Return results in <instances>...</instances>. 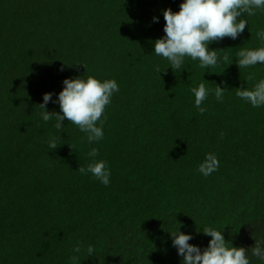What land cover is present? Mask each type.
Returning a JSON list of instances; mask_svg holds the SVG:
<instances>
[{
    "label": "trees",
    "instance_id": "trees-1",
    "mask_svg": "<svg viewBox=\"0 0 264 264\" xmlns=\"http://www.w3.org/2000/svg\"><path fill=\"white\" fill-rule=\"evenodd\" d=\"M181 3L0 0V264H73L72 256L75 264H183L168 232L179 226L201 249L211 239L204 227L224 229L260 264L250 248L264 237V106L236 92L264 77V66L239 69L235 53L261 46L264 11L241 17L248 25L237 39L209 44L228 57L218 66L185 58L173 70L154 42L165 35L163 11ZM83 75L119 85L104 137L91 145L67 119L57 130L55 117H40L45 93L55 100L64 79ZM201 82L227 89L222 102L209 94L204 114L190 91ZM52 135L61 140L50 151ZM93 147L110 167L108 186L78 171ZM207 153L219 168L204 177L197 168Z\"/></svg>",
    "mask_w": 264,
    "mask_h": 264
},
{
    "label": "clouds",
    "instance_id": "clouds-1",
    "mask_svg": "<svg viewBox=\"0 0 264 264\" xmlns=\"http://www.w3.org/2000/svg\"><path fill=\"white\" fill-rule=\"evenodd\" d=\"M257 10L264 11V0H182L179 11L171 8L163 11L165 20V35L155 40L154 53L165 58L169 67L180 70L185 64V58L198 61L201 69H210L220 64L221 60L228 57H219L218 50H210L209 44L214 41L229 37L237 39L248 25L247 19H241L245 14L249 17L256 15ZM239 17V19H237ZM158 17L153 21L158 22ZM259 47L243 48L235 53L236 63L241 68L264 66V29L256 31ZM160 73L159 66L155 69ZM62 90L53 99V93H45L43 102L39 105L42 109L40 117L44 122H49L55 117L54 127L59 130L63 121L67 119L78 126L86 134L87 142L91 145L101 141L104 137L103 125L107 119L105 108L112 102V97L119 92V85L115 79H98L92 75H83L77 78H66L62 82ZM236 95L249 103L254 108L264 106V77L254 83L251 89L237 88ZM194 96V105L201 114L206 108L201 107L209 94H214L217 102H222L227 91L219 85L214 90L206 87L201 82L190 89ZM49 102L58 103L60 112L50 113L47 110ZM62 113V114H61ZM104 119H101V117ZM60 136L52 135L46 141L51 150L58 147ZM99 150L91 148L88 156L91 158L86 167H79L82 175L91 173L92 177L104 186L110 184L111 170L103 159H96ZM219 168V160L214 153H207L204 160L198 165L197 171L204 177L211 175ZM224 230V229H223ZM223 230L213 227H204V235L210 236L208 245L201 249L200 246L189 243L194 237L191 233H184L180 226L175 231H168L172 246L176 248L177 255L182 257L183 264H252L245 247H236L225 240ZM251 256L260 264H264V237L255 240V245L250 248ZM74 253H81L82 246L73 247ZM87 254H95L92 245L87 247ZM77 256H72L73 264Z\"/></svg>",
    "mask_w": 264,
    "mask_h": 264
}]
</instances>
